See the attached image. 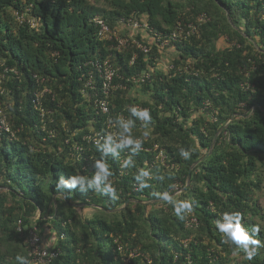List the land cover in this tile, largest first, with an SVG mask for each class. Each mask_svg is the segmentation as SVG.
<instances>
[{
	"label": "trees",
	"instance_id": "trees-1",
	"mask_svg": "<svg viewBox=\"0 0 264 264\" xmlns=\"http://www.w3.org/2000/svg\"><path fill=\"white\" fill-rule=\"evenodd\" d=\"M96 18L123 37L129 29L122 18L163 35L178 23L196 30L168 48L177 55L165 71L159 59L168 49L144 36L148 28L133 35L148 52L135 44L119 51L115 39L98 36ZM96 59L117 71L107 94ZM5 67L0 103L10 130L0 129V264H18V255L29 264H264V246L248 260L215 226L225 212L238 211L245 228L260 229L255 238L264 245L257 202L264 189V0H0V71ZM143 71L149 80H132ZM102 98L108 113L99 110ZM135 104L152 119L147 127L135 120L132 134L144 143L134 167H121L128 149L106 158L117 198L91 189L58 193L60 176L96 171L100 153L84 137L117 116L129 118ZM225 124L189 184L172 196L190 201L191 212L180 218L164 200L121 208L184 187ZM181 147L190 158L179 155ZM138 168L151 174L143 190L133 178ZM191 216L197 223L188 227ZM32 226L54 235L48 248L57 254L49 262L29 255Z\"/></svg>",
	"mask_w": 264,
	"mask_h": 264
},
{
	"label": "clouds",
	"instance_id": "clouds-1",
	"mask_svg": "<svg viewBox=\"0 0 264 264\" xmlns=\"http://www.w3.org/2000/svg\"><path fill=\"white\" fill-rule=\"evenodd\" d=\"M127 111L130 113L129 118L125 119L122 116H117L112 121L114 125L119 129L116 138H114L113 135L107 134L106 136H104L103 145H100L98 142H96L97 151L100 153L101 158L94 164V167L96 169L94 175H92L90 178L85 177L84 175H70L67 179H65L64 176H60L55 183V188L58 193H62L64 189L78 190L81 193H86L91 189L93 192L108 195L112 199L117 198L116 189L109 179L112 176V171L110 170L106 162V158L108 157L109 153H111L114 157H119L121 151H123L124 149H128L132 155L127 156L123 160L121 167H134L135 162L133 160V156L142 150L144 143L142 139L136 138L132 134V128L135 126V120L142 121L144 127H147L152 119L151 114L147 109L138 108L136 106H129L127 108ZM144 136H148V132H144ZM179 155L183 159H188L190 158L191 152L190 150H186L181 147L179 150ZM150 176V170L146 168H138L136 170L133 178L136 182H138V187L140 190L149 187L147 181L145 180V177ZM188 184L186 181L185 186L181 188H178L175 185L176 188L174 186L175 190L173 193L159 194L161 196V199H157L155 202L164 200L168 203L173 204L175 214L178 217L183 218V213L191 212L192 203L190 201L174 202L172 200V196L183 191ZM77 185H79V188H77ZM241 220L242 217L238 211L225 212L222 219L218 220L215 226L217 230L222 234L225 243H231L235 245L237 248L243 251L248 260H251L252 257L256 254L257 249L264 245H261V242L255 238L260 229L255 225H253L250 229L245 228L241 223ZM16 260L18 261V264H29L28 259L24 256L18 255L16 257Z\"/></svg>",
	"mask_w": 264,
	"mask_h": 264
},
{
	"label": "built area",
	"instance_id": "built-area-1",
	"mask_svg": "<svg viewBox=\"0 0 264 264\" xmlns=\"http://www.w3.org/2000/svg\"><path fill=\"white\" fill-rule=\"evenodd\" d=\"M17 18L23 19V16L17 14ZM200 19H203V17H200ZM96 24L98 25V36L101 38H105L107 40L115 39L116 45L115 48L119 51H122L123 49L127 48L130 44H135L136 47L140 48L144 52L149 51V47L145 44H141L138 42L134 37V33L139 29H145L148 28L145 24L139 23V21L133 20L132 18L128 19H120L119 22L123 24L124 28L128 30V36L123 37L119 35V29H111L109 24L106 22V20L102 18H96L95 19ZM149 32L148 34H144L145 36L150 37V41H156L159 43V48L161 49H168L172 46V44L175 41H180L182 39L188 38L191 34H193L196 30V26L194 23L190 22L188 24H181L178 23L174 27V29L170 32H168L166 35H163L159 32H153L152 29L148 28ZM136 59V54L134 53L130 59V64H132ZM93 66L96 68V72L99 74L98 76L102 79V90L104 94H107V92L110 89V86L113 81L114 75L117 73L116 68L114 67V64L109 60H100L96 59L94 62H92ZM171 67V66H170ZM10 69L8 67H5L3 71H0V95L3 94L4 88L2 87L3 79L5 78L4 71H9ZM13 72H16L13 69ZM34 77L36 75L34 74ZM151 77V73L149 71H143L138 76H132V80L135 81H146L149 80ZM88 85L91 86V78L89 79ZM251 86L250 84H247L246 87ZM46 90V89H45ZM37 104H39L38 97L36 98ZM97 104L99 107V110L102 113H108L109 107H108V101L106 98L98 99ZM133 106H136L138 108H142L140 105L135 104ZM146 109V108H142ZM123 117V116H122ZM0 129L4 131H9V124L7 121V118L5 114L3 113L2 106L0 103ZM119 129L114 125L113 122H109L107 125L106 130L97 131L91 134H88L84 137L88 143H92L94 145H97L96 142L101 143L104 142V136L107 134L113 135L114 138H116V135L118 133ZM77 150H83V146L76 147ZM158 157L163 160L164 155L163 152L160 151L158 154ZM167 165L166 163H164ZM172 167V166H170ZM176 188V186H175ZM197 223V219L194 216L190 217V220L187 221L186 226L193 227ZM21 224L22 221L19 219L17 221V230H21ZM28 240H29V255L32 257V259L35 262L39 263H45L49 262L51 260V257H55L57 252L56 251H49V248L43 244L42 236L37 232V228L35 226H32V228L29 230L28 234Z\"/></svg>",
	"mask_w": 264,
	"mask_h": 264
},
{
	"label": "rangeland",
	"instance_id": "rangeland-1",
	"mask_svg": "<svg viewBox=\"0 0 264 264\" xmlns=\"http://www.w3.org/2000/svg\"><path fill=\"white\" fill-rule=\"evenodd\" d=\"M121 30H119V32H121ZM142 33H144V31H142ZM223 41L224 40L222 39L218 43V45L220 47L223 45L222 44V43H224ZM175 55H177L176 52H170V51L163 52L162 57L159 59V62H160L159 66L165 71L168 70V68H170V63H171L170 61H171L172 58H174ZM263 192H264V189L257 193V197H258L257 202L259 203V206H260L262 212L264 213V194H263ZM87 211H89V210H87ZM263 227H264V225H263ZM50 239H51V236L47 237V240H50Z\"/></svg>",
	"mask_w": 264,
	"mask_h": 264
},
{
	"label": "water",
	"instance_id": "water-1",
	"mask_svg": "<svg viewBox=\"0 0 264 264\" xmlns=\"http://www.w3.org/2000/svg\"><path fill=\"white\" fill-rule=\"evenodd\" d=\"M256 106H259V104H256L255 107H256ZM233 117H234V116H232V117L230 118L229 121H231V120L233 119ZM226 126H227V124H225L224 126H222V127L218 130V132L215 134V136H214V138H213V140H212V142H211V145H210V149H209V151H208L204 156H202L201 158H199L197 161H195V162L191 165V167H190V169H189V171H188V174H187V180H186V181H187V184H188L189 181H190L191 170L193 169V167H194L195 165H197L201 160H203L207 155H209V153L212 151V149H213V147H214V145H215V142H216V139H217L218 134H219L222 130H224V129L226 128ZM55 197H56V195L53 196V199H55ZM130 201L140 202V203H142V204H149V203L155 202L156 200H152V201H139V200L129 199V200H127V201L124 203V205H123L121 208H124V207H125Z\"/></svg>",
	"mask_w": 264,
	"mask_h": 264
},
{
	"label": "crops",
	"instance_id": "crops-1",
	"mask_svg": "<svg viewBox=\"0 0 264 264\" xmlns=\"http://www.w3.org/2000/svg\"><path fill=\"white\" fill-rule=\"evenodd\" d=\"M146 37H149V35L148 36H146ZM150 38V37H149ZM168 51H170V52H175L174 50H172V49H168ZM45 236H42L43 237V242H44V244L45 245H49L50 243H51V241H52V237L54 236L52 233H50V232H48L47 230L45 231V234H44ZM49 236H51V239L50 240H47V237H49Z\"/></svg>",
	"mask_w": 264,
	"mask_h": 264
}]
</instances>
